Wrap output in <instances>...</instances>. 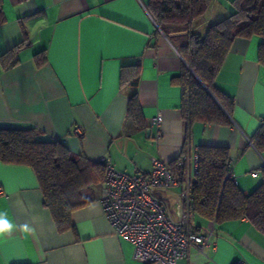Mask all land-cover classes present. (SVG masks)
<instances>
[{"label": "crops", "instance_id": "obj_1", "mask_svg": "<svg viewBox=\"0 0 264 264\" xmlns=\"http://www.w3.org/2000/svg\"><path fill=\"white\" fill-rule=\"evenodd\" d=\"M149 1L0 0V55L25 43L17 66L0 68V129H35L45 139H64L73 155L108 159L128 175L150 172L152 160L169 163L180 156L191 168L200 145L224 146L236 184L248 194L264 168V153L250 142L264 117L259 38L236 39L216 78L233 103L232 125H187L176 80L186 63L156 26ZM230 11L229 0H214L205 13L209 22L191 25V31L203 34ZM43 50L46 62L37 67L33 56ZM128 64L139 65L136 91L145 128L126 116L133 88L119 78ZM157 113L160 127L153 124ZM0 186V212L14 225L0 234V264H141L106 220L100 186L93 201L73 213V231L63 233L43 205L31 168L0 162ZM176 193H159L171 210ZM207 223L194 216L191 230L204 232ZM211 241L201 251L190 248L177 264H264V235L245 219L216 224Z\"/></svg>", "mask_w": 264, "mask_h": 264}, {"label": "trees", "instance_id": "obj_2", "mask_svg": "<svg viewBox=\"0 0 264 264\" xmlns=\"http://www.w3.org/2000/svg\"><path fill=\"white\" fill-rule=\"evenodd\" d=\"M214 0H150L147 10L163 35L185 61L176 80L181 86V118L187 125L231 126L233 103L216 86V78L236 39L259 38L257 61L264 67V0H230V13L207 27L203 34L191 31L192 22L203 16ZM26 39V38H25ZM21 42L0 55V68L18 65ZM37 67L46 62L45 51L33 56ZM139 65H123L119 84H129L133 93L127 102L126 116L138 128H145L137 97ZM250 142L264 153V117ZM197 174L190 188L192 217L222 224L247 220L264 235V168L259 185L248 194L228 177L229 149L200 145L197 149ZM0 162L27 166L36 176L57 232L73 231L72 215L93 201L94 188L101 186L105 166L83 155H73L64 139H45L35 129H0ZM178 173V158L169 162Z\"/></svg>", "mask_w": 264, "mask_h": 264}, {"label": "built area", "instance_id": "obj_3", "mask_svg": "<svg viewBox=\"0 0 264 264\" xmlns=\"http://www.w3.org/2000/svg\"><path fill=\"white\" fill-rule=\"evenodd\" d=\"M162 120V114L157 113L153 124L160 127ZM75 133H81V129ZM197 160L195 152L189 168L187 158L180 156L177 174L171 172L167 162L152 160L150 172L128 175L115 170L108 159H102L105 175L99 202L114 233L133 246L135 261L177 264L187 258L190 248L201 251L212 245L216 227L213 220L208 221L204 232L191 230L190 188L197 174ZM228 177L236 183L231 169ZM174 190L176 200L171 210L159 193Z\"/></svg>", "mask_w": 264, "mask_h": 264}, {"label": "clouds", "instance_id": "obj_4", "mask_svg": "<svg viewBox=\"0 0 264 264\" xmlns=\"http://www.w3.org/2000/svg\"><path fill=\"white\" fill-rule=\"evenodd\" d=\"M13 227L14 225L6 218V213L0 212V234L11 232ZM23 230L28 231V225H24Z\"/></svg>", "mask_w": 264, "mask_h": 264}, {"label": "rangeland", "instance_id": "obj_5", "mask_svg": "<svg viewBox=\"0 0 264 264\" xmlns=\"http://www.w3.org/2000/svg\"><path fill=\"white\" fill-rule=\"evenodd\" d=\"M204 22H209V19H208V17L205 14L203 16H201L200 18L195 19L192 22V26H197L198 25L199 27H203L202 25H203ZM94 189H96V188H94ZM192 222H193V220H192Z\"/></svg>", "mask_w": 264, "mask_h": 264}]
</instances>
